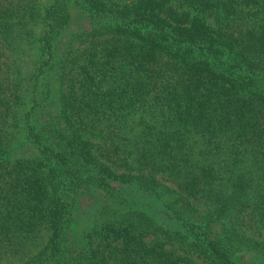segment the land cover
<instances>
[{
	"label": "trees",
	"instance_id": "obj_1",
	"mask_svg": "<svg viewBox=\"0 0 264 264\" xmlns=\"http://www.w3.org/2000/svg\"><path fill=\"white\" fill-rule=\"evenodd\" d=\"M91 187L126 206L90 253ZM263 231L264 0H0V264H264Z\"/></svg>",
	"mask_w": 264,
	"mask_h": 264
},
{
	"label": "rangeland",
	"instance_id": "obj_2",
	"mask_svg": "<svg viewBox=\"0 0 264 264\" xmlns=\"http://www.w3.org/2000/svg\"><path fill=\"white\" fill-rule=\"evenodd\" d=\"M69 10L72 16L71 24L73 26L76 24V21L79 17H76L77 10L75 7L70 5ZM114 200H117V202H114ZM113 206L121 208L126 206V202L123 198L113 196L103 188L99 187L84 189L78 198L74 230L76 234L84 236L88 240L87 246L90 248V253L94 250L96 244L99 242L103 244L105 241L104 236L102 235L105 232V229L101 227L104 217L103 215L97 214V210H103ZM93 225L95 226V229L91 228ZM118 226L121 225L118 224ZM249 234L253 235L251 233ZM253 237L258 242H264V231L260 234H254ZM96 252L97 250L94 251L93 257H95ZM246 255L248 256L247 260L255 259L264 263V255L261 253L259 255L255 254L257 258H254L250 253H247ZM101 264H105V262H102Z\"/></svg>",
	"mask_w": 264,
	"mask_h": 264
}]
</instances>
